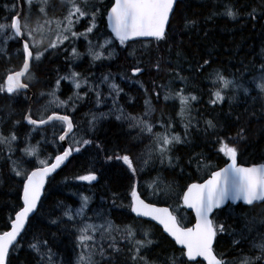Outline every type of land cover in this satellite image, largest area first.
Here are the masks:
<instances>
[{
	"label": "trees",
	"instance_id": "obj_1",
	"mask_svg": "<svg viewBox=\"0 0 264 264\" xmlns=\"http://www.w3.org/2000/svg\"><path fill=\"white\" fill-rule=\"evenodd\" d=\"M19 1L0 0V24H10L13 15L21 8L22 22L26 19L29 28L31 24L35 26L36 40L43 43L37 47L32 44V36L24 37L34 53L43 51L44 55L39 61H32L29 69L32 78L28 79L27 75L24 78V83L29 85L28 90L15 93L0 91V133L9 136L14 132L17 137L11 145L0 144V231L9 228L14 212L21 207L23 177L15 174L13 162H17L19 170L27 174L40 165L38 157L51 162L63 150L58 139L64 131L60 125L49 124L33 130L34 126L25 121L31 93L32 118L40 119L53 111L67 114L73 119L75 138L91 140L92 143L75 145L70 134L69 144L79 146L81 150L74 152L68 163L47 181L41 203L30 217L18 241L19 246L10 252L8 264H48L47 257L41 259L29 247L33 243H39L42 252L51 249L53 264H77L83 250L77 239L78 229L84 223L100 225L108 221L121 230L114 231L112 235L122 251L114 253L108 247L112 241L107 236L101 239V233L96 232L97 247L103 245L105 251L103 257L96 255L98 264H137L131 259L134 255L133 243L122 238L127 225L136 230L135 239H144L143 232L147 231L154 241L141 252L150 264H159L162 259L168 264L169 257L181 253L180 248L160 226L131 212V187L136 184L141 195L152 202L171 205L183 224L187 225L193 222L194 217L182 204V192L190 182L209 175L210 172L204 173V164H224L225 159L222 161L214 153L217 135L235 137L243 129L244 138L237 145L239 161H264V121L257 120L261 110L264 111V100L257 84L264 74V0H179L165 40H137L124 47L113 41L103 49L100 60L89 66L73 67L69 65L71 52L61 46L50 48L51 37L37 25L39 3L34 1L29 5L27 0ZM29 7L32 9L30 21ZM47 7L48 14L57 19H63L68 9V5L59 0H53V4ZM229 8L236 12L235 19L225 14ZM189 21L195 23L189 25ZM87 22L80 25L85 26ZM10 33L8 29L6 35ZM98 33L104 37L102 41L110 36L104 19L91 37L95 38ZM24 61L22 42L19 39L5 42V37H0V86H4L6 75L20 69ZM136 66L144 71L134 76L131 69ZM86 68L93 70L94 76H89ZM70 69L85 71L84 76L89 79V84L81 90L74 89L67 80H60L59 90L56 91L60 100H68L77 91L83 97L77 100L75 111L70 106L65 108L49 104L53 99L49 93L56 89L57 80ZM217 73L233 83L227 89L222 81L215 79L210 83L207 77ZM103 74H109L107 81ZM171 79L176 89L181 91V87L185 86V92L198 97L184 115H181L180 102L167 91L169 87L166 83ZM113 83L121 89L118 95L110 87ZM245 89L248 91L245 92ZM217 90L222 94L236 92L239 95H232L235 97L233 100L225 98L222 103L213 104L211 101L215 99ZM96 91L100 93L99 103ZM165 96L169 98L165 99ZM146 100L152 111L144 116L148 108ZM239 100L249 101L239 107ZM46 106L48 110L44 111ZM117 109L133 117L137 114L144 116L154 125L153 133H162L167 126L169 131L171 129L172 133L179 135L182 142L175 144L169 153L172 163L169 164L167 159L161 162L152 134L131 127L132 121L117 120L116 116L120 114ZM93 115L97 117L95 122ZM209 120L217 125L216 131L207 126L206 121ZM29 146L38 147L37 156L25 154L24 149ZM117 155L131 156L137 169L135 175L122 160L114 158ZM109 156L113 159H108ZM89 172H94L98 179L91 183L77 179ZM151 184L156 187H150ZM157 187L154 194L153 190ZM171 191L173 195L167 194ZM83 196L89 197L85 216L83 219L76 217L68 220L64 211L70 207L75 215ZM262 209L264 202L251 206L228 204L213 214L214 222L223 224L225 228L223 233H218L214 249L218 254L222 253L226 261L232 262L248 255L255 257L251 260L254 264H259L256 258L261 255L259 245L264 243V223L260 222L261 235L258 237L248 236L247 229L258 223V219L261 221ZM53 220L57 223H52ZM237 240L240 243H235ZM254 240L259 241V245L253 246Z\"/></svg>",
	"mask_w": 264,
	"mask_h": 264
},
{
	"label": "snow or ice",
	"instance_id": "obj_2",
	"mask_svg": "<svg viewBox=\"0 0 264 264\" xmlns=\"http://www.w3.org/2000/svg\"><path fill=\"white\" fill-rule=\"evenodd\" d=\"M34 0H27V3L31 5ZM39 3V11L45 13L46 7L49 0H36ZM67 3L68 9L63 19L55 21L58 29L56 40L53 41L49 47L55 49L59 44H63L66 40L73 38H79L83 35L87 38V35L92 33L97 28L96 18L99 9L92 2V0H64ZM179 0H114L110 10L107 11L108 25L111 27L112 33L116 39L119 40L120 44H125L127 41L136 40L138 38H153L156 41H163L166 39V30L169 27L170 17L174 14V7L178 4ZM91 9V10H90ZM232 19L236 18V12L230 8L225 13ZM251 15V13H250ZM89 17L90 26H88L83 33L75 31V25L80 19ZM52 20H46L45 23L51 24ZM189 25L194 24L195 21H189ZM8 29L11 30L10 34H7ZM34 30L28 27L26 19L24 22L21 20L19 14H14L10 24H0V37H5L7 40H15L25 35L32 36V44L39 46L43 41H36L33 35ZM58 42V43H57ZM91 45V41H89ZM112 44L111 39H107L103 44H98L96 47L100 51H94L90 46L89 52L93 55L94 60H100L103 57V49L107 48ZM23 52L26 54V59L23 63V67L20 71L15 72L7 76V82L5 86H0V91H7L8 93H15L21 89H27L29 85L22 82V78L26 75L28 79H31L29 75L30 61H39L43 55V51H36L35 53L30 49V43L25 40L22 45ZM47 51V49H45ZM74 57H78L79 53L76 49H72ZM134 54V53H133ZM111 55V53L109 54ZM207 63V61L205 62ZM158 67V65H157ZM264 67V66H262ZM144 71L143 68L136 66L132 69V74L139 75ZM60 80H71L74 87L79 90L82 85L88 83L86 78H80V74L77 72H71L69 76L61 77L56 82V89L49 93L52 96V100L49 104H53L56 107H68V101H61L56 96V91L59 90ZM104 80L107 81L108 77L105 76ZM216 80L222 81L225 89L229 87L233 81L226 79L221 74H216ZM261 83L258 85L261 93H264V74L261 75ZM110 87L116 94H119V86L115 83L111 84ZM95 91V89H92ZM248 89H245L247 92ZM43 95V93H42ZM86 95V93H85ZM181 102V115L185 114L188 109L189 101L196 100V96H184L178 93ZM74 96L76 99H82L77 91ZM97 102L99 103L100 93L96 91ZM215 99L211 102L216 104L217 102L222 103L225 100V96L222 95L221 91L217 90L214 93ZM165 96V99H168ZM69 97V100H72ZM235 99V97H232ZM148 106L144 116H147L152 111L149 101H145ZM47 106L44 111H47ZM72 111H75V106H72ZM120 114L116 116L117 120L126 119L132 121L131 127L139 128L141 132H147L155 137L154 143L156 145V151L159 153L161 162L165 159L168 160L169 164L172 163V157L169 153L175 144L181 143V137L174 133H170L169 128L165 126L164 132L153 133L154 125L144 119V116L133 117L129 114H125L122 109H117ZM105 115V114H101ZM97 117L93 115V122ZM25 120L28 124L33 125V130L36 127L42 125L56 124L60 125L64 131L62 135H59V141H65L70 137L75 145H89L92 143L91 140H77L73 132L75 125L69 115H59L55 111L48 115L46 118L41 116L40 119H33L31 113L25 116ZM55 122V123H54ZM19 123V121H17ZM207 126L212 128L214 131L217 129V125L213 121H206ZM188 125L185 124V129ZM243 129L237 133L235 137H225L217 135V143L219 145L218 152L222 153L228 158L230 163L226 167L214 170L210 174V178L206 179L203 183H192L187 186V190L182 195L183 204L195 212V224L192 227L184 226L181 221L174 215L168 208H158L154 204L146 203L141 198V193L137 190V185L133 184L130 191V209L139 217H151L153 220L163 225L164 231L167 232L175 241L177 245L181 246L180 257L175 255L169 257L168 264H233L231 261H226L223 258L222 253H216L214 250V242L218 233L225 231L223 224H216L213 220V214L216 211L222 210L225 205L229 202L243 201L245 205L251 206L254 202H264V163L259 165H252L249 167L241 166L238 164L239 149L237 145L240 140L243 139ZM17 139L15 133H11L9 136H4L0 133V144L11 145L13 141ZM81 148L79 146L73 147L69 145L60 154L56 155L53 162L49 163L47 159L39 160L40 167L25 174L19 170L17 162L14 163L13 171L17 176L23 177L22 183V207L18 212L15 213L14 219H11V230L0 233V264H8L10 249L15 251L18 247L17 238L25 231L26 225L29 224L30 216L36 213L38 205L41 203V197L44 192L47 178L54 172L57 171L63 165L73 152H79ZM26 155L37 156L38 147L29 146L24 149ZM117 160H122L124 164L128 166L132 174L135 175L137 172L134 166L133 159L129 155H117L114 157ZM108 159H113L109 156ZM147 163V161H145ZM201 165L198 162V167ZM209 164H204L203 167H210ZM81 181H87L89 183L98 179L94 172H89L87 175H81L77 177ZM159 179V178H158ZM150 187H156L155 184L149 185ZM155 194V193H154ZM82 203L79 209L75 211L67 207L64 211V216L68 220H74L76 217L83 219L86 213L89 197L83 196ZM52 223H57L53 220ZM114 231H121L117 226L113 225L111 221L105 224H91L84 223L79 229V235L77 237L78 243L83 249L79 254L77 264H98L95 257L100 255L103 257L105 251L103 245L97 247L98 241L95 233H101V239L107 236L112 243L108 247L113 249L114 253H120L122 250L117 246L115 236L112 235ZM144 239H135L136 230L132 226H126L123 229V239H129L133 243L134 247L132 251L134 255L131 256L133 261H137V264H150L146 256L141 255L143 249L151 246L154 241L149 238L147 231L143 232ZM264 239V237H262ZM240 243V241H235ZM47 244L46 241L43 242ZM36 253H38L41 259L47 257L48 264H53L51 249L47 252H42L39 243H33L29 246ZM261 255L256 258L259 264H264V243L259 245ZM186 257V259H183ZM198 258H203L202 260ZM241 264H254L249 257H244Z\"/></svg>",
	"mask_w": 264,
	"mask_h": 264
},
{
	"label": "rangeland",
	"instance_id": "obj_3",
	"mask_svg": "<svg viewBox=\"0 0 264 264\" xmlns=\"http://www.w3.org/2000/svg\"><path fill=\"white\" fill-rule=\"evenodd\" d=\"M36 1V0H34ZM93 3L97 6V8L99 9L98 11V15H97V18H96V24H97V27H98V23H99V14H101L102 12H104L106 10V8L108 7V5L110 4V0H92ZM53 4V0H51L49 2V4ZM48 4V6H49ZM31 12H32V9L29 7V10H28V19L30 21V18H31ZM47 13V12H46ZM46 20H52L53 22L51 24H41L39 27L43 30H45L51 37V40H50V44L56 40V35H57V32H58V29L56 27V23L55 21L58 20L57 18L51 16V17H47L45 19ZM88 20L87 24H85V26H82L80 25L81 23H85V21ZM27 22V21H26ZM28 24V27H29V23L27 22ZM90 26V19L89 17H84L82 19L79 20V22L75 25V31H77L78 33H83L85 32L86 28ZM78 27H81L82 29L80 30H77ZM31 28V26H30ZM32 29V28H31ZM36 28L34 27L33 30H35ZM97 28H95L93 30L92 33H94L96 31ZM88 34L87 35V38H85V36L81 35L79 36V38H73L71 40H66L63 42V44H59L58 42V46H61L62 49H65L67 48L68 51H70L71 53L69 54V57H70V63L69 65L71 67L73 66H76V65H82V66H89L90 63H95V60L93 59V55L90 54L89 52V48L90 46L93 48L94 51H100V49L98 47H96L98 44H103L105 40L107 39H111L110 37H107L105 40L102 41V39H104V37H100V33L97 34V36L95 37V39L93 40V42L91 43V45L89 44V41L92 39L91 37V34ZM33 35L35 37V40H36V35H35V32H33ZM46 37V36H45ZM33 38V37H32ZM47 38V37H46ZM37 41V40H36ZM102 41V42H101ZM69 43V44H68ZM81 46H84L85 48L82 49ZM75 48L76 49V52L79 53V56L78 57H74L73 54H72V49ZM86 73L89 75V76H94V71L93 70H88V68H86ZM99 75V74H98ZM107 76L109 77L108 74H105L104 77ZM100 77V76H99ZM207 79L209 80L210 83H212L215 79H216V74L212 75V76H209L207 77ZM261 81H257V84H260ZM166 86L169 87V89H167V91L169 92V95L173 98H176L179 102H180V97L179 95H177L178 93H181L184 95V96H193L194 94H191V93H187L185 92V86H182L181 87V91H179L178 89H176L174 87V81L171 79V80H168V83H166ZM83 89V85L82 87L79 89L81 90ZM259 94L261 95V99L264 100V93H261L260 89H259ZM222 95L225 96V98H231L232 99V95L233 96H238L239 94L234 92V93H230L229 92H224ZM85 96V94H84ZM195 96V95H194ZM73 99L72 100H61V101H68V105L70 107H72L73 105L75 106V108H77L78 106V99H76L75 96H71ZM32 98H33V95H32ZM198 98V97H197ZM197 100V99H196ZM233 100V99H232ZM195 100H190L189 101V105H188V109L185 111V112H189V110L192 108V103L194 102ZM240 102H238L237 104H239L238 106H242V105H245L244 103L249 101V100H239ZM181 104V102H180ZM247 104V103H246ZM263 112L261 110L260 114L257 116V120L259 122H263L264 121V117H263ZM138 116H141V114H137V117ZM189 118V117H188ZM264 126V125H263ZM138 131H140V129H138ZM137 131V132H138ZM141 132V131H140ZM170 133L171 132V129H170ZM175 134V133H174ZM177 135V134H176ZM39 160L43 159L41 157H38ZM211 163V162H209ZM218 162H215V163H211L209 165H211L210 167H205L204 169V173H209L210 172V169H213L215 165H217ZM158 190V187L156 189L153 190V193H156ZM169 195H173L172 194V191L170 193H167ZM264 210L262 212V217H261V221L258 219V223H254L252 226H248V229H247V233H248V236H255V237H258L259 235H261V224L260 222L264 223ZM129 226V225H127ZM96 234V233H95ZM263 237H264V234H262ZM259 241H255L254 240V244L253 246H257L259 244ZM170 255H172V253H170ZM174 255V254H173ZM172 255V256H173ZM181 255V253H177L175 256L176 257H179ZM244 257H249L250 260H253L255 257H251V256H248V255H243V256H240L238 259H236L235 261H232L234 264H241V261L243 260ZM160 263L159 264H167V261L165 259H162L161 261H159Z\"/></svg>",
	"mask_w": 264,
	"mask_h": 264
},
{
	"label": "water",
	"instance_id": "obj_4",
	"mask_svg": "<svg viewBox=\"0 0 264 264\" xmlns=\"http://www.w3.org/2000/svg\"><path fill=\"white\" fill-rule=\"evenodd\" d=\"M113 3H114V1H113ZM111 7V6H110ZM176 7V6H175ZM175 7H174V10H175ZM109 10H110V8H109ZM108 10V11H109ZM20 16H21V10H20V12L18 13ZM172 17V16H171ZM171 17H170V20H171ZM107 23H108V21H107ZM170 23V22H169ZM109 26V25H108ZM109 28H110V30H111V27L109 26ZM168 29V28H167ZM167 31V30H166ZM114 34V33H113ZM20 39L22 40V43L25 41V39H23V37H20ZM138 39H150V38H138ZM25 54V53H24ZM25 59H26V54H25ZM30 63V67H31V64H32V62L30 61L29 62ZM23 67V66H22ZM22 67L20 68V69H18V70H16V71H14V72H12V73H9L8 75H10V74H14L15 72H17V71H20L21 69H22ZM24 78V77H23ZM23 78H22V82H24V80H23ZM7 82V77H6V79H5V83ZM25 90H28V88L27 89H25ZM32 95H33V93H31V97H30V107H29V110H28V112H27V114H29V112L31 113V109H32V106H33V103H32V100H33V98H32ZM26 114V115H27ZM52 114V113H51ZM57 114H59V115H64V114H61V113H57ZM50 115V114H49ZM34 119V118H33ZM26 121V120H25ZM27 122V121H26ZM74 124V123H73ZM42 126H44V125H42ZM63 134V133H62ZM61 134V135H62ZM61 143H62V145H63V147H64V149L65 148H67L68 146H69V144H68V142H67V139L65 140V141H60ZM60 154V153H59ZM71 157V156H70ZM70 157H69V159H70ZM54 159V158H53ZM68 159V160H69ZM68 160L63 164V165H61V167L60 168H62L64 165H66L67 163H68ZM51 162H53V160L51 161ZM50 162V163H51ZM238 164L239 165H241V166H245V167H249V166H252V165H259V164H261V163H241V162H239V159H238ZM228 163H230V161L228 160L225 164H223L222 166H220V167H218V168H216L215 170H219L220 168H223V167H226L227 166V164ZM264 163V162H263ZM38 167H40V166H38ZM38 167H36V168H38ZM36 168H34V169H32L31 171H33V170H35ZM59 168V169H60ZM59 169H57V171L59 170ZM30 171V172H31ZM56 171V172H57ZM214 171V170H213ZM29 172V173H30ZM56 172H54V173H52L48 178H47V181H48V179L51 177V176H53ZM211 174V173H210ZM210 174L207 176V177H205L204 179H202V180H200V181H194V182H191L190 184H192V183H203L206 179H208V178H210ZM47 181H46V184H47ZM46 184H45V187H46ZM189 184V185H190ZM44 190H45V188H44ZM187 190V188L184 190V192ZM183 192V193H184ZM43 194H44V192H43ZM22 197H23V192L21 193V201H22ZM42 197H43V195H42ZM41 197V198H42ZM141 198L142 199H144L145 200V202L146 203H151V204H154L156 207H158V208H168L169 209V211H171L174 215H176L174 212H173V210L171 209V207L169 206V205H166V204H157V203H153V202H149V201H147L143 196H141ZM23 202V201H22ZM232 203H234V204H238V203H242V204H244V202L243 201H238V202H232ZM256 203H261V202H254L253 204H256ZM245 205V204H244ZM39 206V205H38ZM226 206V205H225ZM186 207V206H185ZM38 208V207H37ZM187 208V207H186ZM188 209V208H187ZM189 211H191L192 213H193V215H194V221H193V223H192V225H190V226H186V227H192L194 224H195V212H194V210H192V209H188ZM133 213V212H132ZM134 215H136L135 213H133ZM137 216V215H136ZM177 216V215H176ZM31 217V216H30ZM137 217H139V216H137ZM142 218H144V219H146V220H149V221H151V222H153V223H155V224H157V225H159L161 228H162V231L170 238V239H172L173 241H174V239L167 233V232H165L164 231V228H163V225H161V224H159V222L158 221H156V220H153L151 217H142ZM178 218V217H177ZM30 219V218H29ZM11 230V227L9 228V230L8 231H10ZM19 239V237L17 238V240ZM175 242V241H174ZM176 244V243H175ZM214 244H215V242H214ZM176 246H178V247H181L180 245H177L176 244ZM198 259H203V258H198ZM205 263L207 264V262L205 261Z\"/></svg>",
	"mask_w": 264,
	"mask_h": 264
},
{
	"label": "bare ground",
	"instance_id": "obj_5",
	"mask_svg": "<svg viewBox=\"0 0 264 264\" xmlns=\"http://www.w3.org/2000/svg\"><path fill=\"white\" fill-rule=\"evenodd\" d=\"M253 79V78H252ZM263 103V102H262ZM262 154V153H261ZM143 158V157H142ZM188 178V177H187ZM165 199V198H164ZM263 210V209H262ZM263 233V232H262ZM126 245V244H125ZM121 247V246H120ZM109 251V250H108ZM111 258V257H110Z\"/></svg>",
	"mask_w": 264,
	"mask_h": 264
}]
</instances>
